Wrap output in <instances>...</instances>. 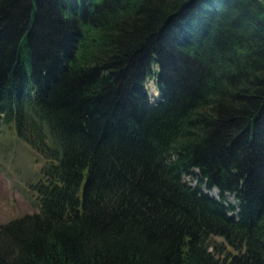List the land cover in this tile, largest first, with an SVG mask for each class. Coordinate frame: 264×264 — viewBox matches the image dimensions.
I'll use <instances>...</instances> for the list:
<instances>
[{"label": "trees", "instance_id": "obj_1", "mask_svg": "<svg viewBox=\"0 0 264 264\" xmlns=\"http://www.w3.org/2000/svg\"><path fill=\"white\" fill-rule=\"evenodd\" d=\"M0 124L44 158L0 264H264L261 0H0Z\"/></svg>", "mask_w": 264, "mask_h": 264}, {"label": "rangeland", "instance_id": "obj_2", "mask_svg": "<svg viewBox=\"0 0 264 264\" xmlns=\"http://www.w3.org/2000/svg\"><path fill=\"white\" fill-rule=\"evenodd\" d=\"M264 4V0H261ZM144 87L149 100L157 98L153 77H146ZM44 158L34 148L20 140L9 125L0 124V223L35 208L34 192L30 183L39 176V169ZM192 185L196 179L183 176ZM200 189L214 197H219L215 186ZM224 200L237 205L233 193H224ZM221 240L220 236H214Z\"/></svg>", "mask_w": 264, "mask_h": 264}, {"label": "bare ground", "instance_id": "obj_3", "mask_svg": "<svg viewBox=\"0 0 264 264\" xmlns=\"http://www.w3.org/2000/svg\"><path fill=\"white\" fill-rule=\"evenodd\" d=\"M154 83V82H153Z\"/></svg>", "mask_w": 264, "mask_h": 264}]
</instances>
